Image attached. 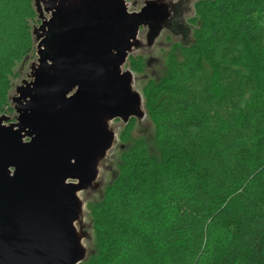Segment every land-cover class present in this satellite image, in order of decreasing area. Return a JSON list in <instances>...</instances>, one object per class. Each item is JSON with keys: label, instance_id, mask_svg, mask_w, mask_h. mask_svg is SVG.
<instances>
[{"label": "trees", "instance_id": "trees-1", "mask_svg": "<svg viewBox=\"0 0 264 264\" xmlns=\"http://www.w3.org/2000/svg\"><path fill=\"white\" fill-rule=\"evenodd\" d=\"M193 9L141 86L151 130L131 120L119 132L109 181L85 201L79 264H264V0ZM38 24L33 0H0V115L14 113ZM246 52L258 72L242 65ZM130 60L145 73L144 58Z\"/></svg>", "mask_w": 264, "mask_h": 264}, {"label": "water", "instance_id": "water-1", "mask_svg": "<svg viewBox=\"0 0 264 264\" xmlns=\"http://www.w3.org/2000/svg\"><path fill=\"white\" fill-rule=\"evenodd\" d=\"M47 3L39 67L17 87V123L3 126L0 119V264L85 258L74 225L78 192L96 186L113 136L106 119L127 122L141 103L120 66L140 28L148 25L155 38L168 14L156 0L130 13L124 0Z\"/></svg>", "mask_w": 264, "mask_h": 264}, {"label": "rangeland", "instance_id": "rangeland-1", "mask_svg": "<svg viewBox=\"0 0 264 264\" xmlns=\"http://www.w3.org/2000/svg\"><path fill=\"white\" fill-rule=\"evenodd\" d=\"M48 0H33L35 10L38 15L39 24L34 28L35 35V55L37 52V46L42 41L44 31L41 30V25L43 22L47 21L50 18V12L46 9L49 7ZM155 0H130L126 7L130 12H140L142 7L149 2ZM159 3H162L166 6L167 16L164 18L162 25L163 28L159 31L155 38H150L151 29L149 26H143L140 28L137 35V42L133 46L132 50L128 53V57L125 62L120 66V72H130L131 73V92L138 94L141 98L140 106L138 107L137 114L134 117H129L127 122L120 118L106 119V124L108 130L113 134L111 138V145L106 151L105 158L100 162L96 171V183L95 187L85 189L81 192H78V198L80 201L81 209L78 213V218L74 223L76 231L80 238L81 247L88 249V245L91 240V230L87 220V212L85 208V201L89 199H94L97 197V192L102 186L109 181L111 170H112V160L113 157L117 154V149L119 147V132L131 121H135V133L146 134L151 130L149 121L146 117V112L143 107L142 95H141V86L148 78H151L157 75L161 69V66L164 62V54L168 52L171 47L170 44L174 42H180L182 35L181 25H183L189 18L194 15L193 5L197 0H156ZM169 38V39H167ZM141 56L144 58V61L147 63V68L144 74H136L131 69V60L130 58ZM38 55L36 58L31 61L27 72L24 74L23 78L18 82H14L13 89L10 92V100L14 113L12 115H0L2 119L1 124L3 126H9L10 124H16L18 119V112L16 109L20 107V104L14 101L15 98L19 97L17 93V87L22 86L23 81L30 82L33 77L32 74L34 70L39 67ZM251 57L245 54V60L243 66L245 68L252 70L253 72H258L254 67ZM200 74L206 82L209 81L211 76V65L208 64L205 60H200L199 62ZM259 74V73H256ZM74 92H71V96ZM28 101V98L20 100L21 104H24ZM140 114V115H139ZM4 116L5 118L1 117ZM25 140H28V136L25 137Z\"/></svg>", "mask_w": 264, "mask_h": 264}, {"label": "flooded vegetation", "instance_id": "flooded-vegetation-1", "mask_svg": "<svg viewBox=\"0 0 264 264\" xmlns=\"http://www.w3.org/2000/svg\"><path fill=\"white\" fill-rule=\"evenodd\" d=\"M124 2H125V4L128 5V2H130V0H124ZM127 11H128V9H127ZM128 12L130 13V11H128Z\"/></svg>", "mask_w": 264, "mask_h": 264}]
</instances>
